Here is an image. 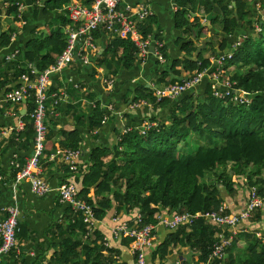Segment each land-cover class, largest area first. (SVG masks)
I'll return each mask as SVG.
<instances>
[{"label":"trees","instance_id":"16d2710c","mask_svg":"<svg viewBox=\"0 0 264 264\" xmlns=\"http://www.w3.org/2000/svg\"><path fill=\"white\" fill-rule=\"evenodd\" d=\"M71 1L44 0V4L48 12H56L65 9ZM83 1L86 5H90L93 0ZM249 1L251 0H175L177 5L174 14L175 27L182 32L180 39L183 40L182 48L185 56L172 61L168 69L159 72L156 80L158 85L154 88L171 85L212 66V59L217 54L215 44L208 38L200 39V34L209 28L204 27L201 18L194 16V13L203 11L207 15L218 6L221 11L212 21L223 25L222 31L226 36L234 35L240 27L246 25V32L222 66V77L236 81V88L248 90L253 94V99L249 104L244 105L228 98H216L208 83L202 95L197 96L196 93L188 91L175 101L168 98L158 101L154 88L138 86L134 102L168 106L169 119L168 122H164L153 117L149 121L154 122L155 125L145 133H141L137 127L123 133L119 143L120 148L110 149L99 146L91 149L89 155L91 165L83 172L80 195L93 206L96 220H102L114 205L118 212L120 209L130 211L139 208L142 216L141 224L155 225L160 222L164 209H168L172 216L180 212L195 214L217 210L224 202L219 184L223 185L228 193L234 194L235 184L232 180L234 176H244L248 187L255 186L258 193L264 196V16L254 17L253 11L247 8ZM17 2L22 0L0 1V15L3 11L1 3H4L7 14L12 15L19 24L21 18L18 17ZM246 16L248 20L243 23ZM153 19L154 17L144 24L145 35L152 34ZM66 23L68 20L65 18L63 24ZM4 24L8 23L0 19L1 48L11 44L15 30L12 26L5 29ZM257 25L260 30H257ZM191 27L199 28L196 40H190L187 35L191 33ZM95 36L97 37L98 33H95ZM155 37L160 38V35L156 34ZM67 41L68 36L61 27L42 29L26 44L23 56L41 71L55 62L56 56L66 48ZM226 42V40L222 41L221 49L225 48ZM199 47L201 50L197 60L190 59ZM137 50L129 36H122L113 39L107 52L117 53L124 66L129 68L137 59ZM162 51L167 56L166 46ZM7 63L8 67L16 68L15 62ZM111 65L108 60L107 68L111 69V73H107V78H112L113 75ZM36 68L32 67L30 70ZM236 68L238 69L234 71ZM26 72L25 68L17 67L14 79L10 80L8 75L0 78V88L11 89L13 80ZM183 72L186 75H183ZM95 101L96 106L90 105L88 125L90 130L100 127L104 117L109 115L108 109L104 110L101 100ZM26 103L30 111L31 99L29 98ZM28 116L29 114L21 115L23 119H27ZM29 120L32 124V120ZM47 125L49 132L46 139V155L53 149L61 147L79 150L81 138L76 134L77 132L65 133L64 139L56 143L55 129L50 130L49 119ZM32 129L34 130V127ZM66 170L71 172V166ZM212 173L214 181L210 182L206 178ZM113 175H116L114 181L124 178L125 190L117 192L114 196H103L111 188L109 180ZM216 182L218 184H215ZM91 188H94L95 197L99 198V201H94V197L88 198ZM69 209L74 220L68 226L71 236L65 242V250L61 256L64 262L75 263L78 258L77 251L80 252L76 241L81 240L87 233L90 235L86 237L92 236L90 231L94 224L84 222L82 215L74 216L72 209L70 207ZM190 226L193 232L186 234V243L201 247L203 258L207 260L217 241L212 236L203 237L208 235L211 226L203 217L196 219ZM25 230L20 220L18 237ZM96 233V238L89 240L91 242L85 244L81 250L89 257L101 258L104 255L103 251L108 249L103 242L104 234ZM181 233L185 234L183 227L175 234H171V239L160 244L156 252L160 256H166L169 246L181 240L179 238ZM196 237L199 239L193 241ZM250 239L247 245L249 256H246L240 264H264V242L254 236H250ZM132 240L125 238V242L129 244ZM238 241L239 237L235 236L231 246L228 247L229 250L236 247ZM22 257L23 254L17 259L21 260ZM37 259L33 258L31 261ZM23 261L27 260L24 258ZM114 261V258L113 260L110 258L112 264H116ZM235 263L239 264L235 259H231L226 264Z\"/></svg>","mask_w":264,"mask_h":264},{"label":"crops","instance_id":"0c3cea01","mask_svg":"<svg viewBox=\"0 0 264 264\" xmlns=\"http://www.w3.org/2000/svg\"><path fill=\"white\" fill-rule=\"evenodd\" d=\"M75 1L84 3L83 0ZM123 1L139 3L143 0ZM21 3L24 6L21 22L19 24L15 22L17 27L14 30V36L12 35L11 44L0 49V78H5V75H8L10 80L14 79V72L17 67L19 69L25 68L27 71L13 80L12 86L25 82V77L29 79L36 77L30 70L32 67L36 68L35 64L23 56L26 44L34 39L42 29L53 28L54 26L65 30L71 24L65 9L48 12L44 0H22ZM151 5L155 11L151 25L152 36L155 40L156 34L160 35V39H163L166 46L167 56L163 54L162 57H158L157 51L155 48L152 49L154 47L152 45L151 53L145 60L141 61L137 58L133 66L126 68L117 53L107 52L114 37L100 29L95 32L98 33V36H95L94 49L82 50L81 42H77L76 58L61 71L52 75L51 90L59 93L64 91L67 94L64 96L66 99L63 98L57 105H54L52 101L50 102L48 119L49 125L51 124L50 130L51 128L55 129V142L59 143L60 140L64 139L65 133L70 132H77L81 142L79 155L76 158L77 168H71V172L66 170L67 167L71 166L70 161L66 160L64 156L67 148L53 149L50 154L45 156L41 175L51 187V190L45 195L33 193L28 180L16 182L20 164L24 163L33 151L34 130L29 120L30 116L27 119L21 117L22 114L28 115V104L25 101L21 105L0 102V130H8L9 133L7 137L0 136V176H2L0 178V220L5 214L3 207L16 206L20 210L22 226L26 229L18 237L19 248L23 254L22 259L18 260L15 254H7L3 258V264H112L110 258L112 260L114 258L116 264H135L136 259L131 243L125 242L127 237H113L112 231L120 224L129 229L136 228L140 209L134 208L130 211L120 209L118 212L115 205L102 220L95 221L90 231L92 236L86 237L90 235L87 233L81 240H75L80 249V252L77 251L78 258L75 263L72 261L64 262L61 254L65 250V242L71 236L68 226L73 222L74 217L72 212L70 213L69 207L60 202L57 187L60 182L69 179L76 183L80 192L83 172L87 171L91 165L89 161L91 149L99 146L110 149L119 147L121 136L127 127H141L153 117L168 122V106L163 107L158 103L134 102L135 91L138 86L154 88L158 85L156 80L159 72L168 69L172 61L185 56L182 48L183 40L180 39L182 32L175 27L174 14L177 10L175 0H152ZM247 8L253 11L254 17L264 16V0H251ZM207 15L203 11L194 13V16L201 18L202 25ZM65 18L68 23L64 25ZM247 20L248 17L246 16L243 23ZM149 21L151 19L147 22ZM9 27L8 24H4L5 29ZM208 28L209 30L200 34V39L208 38L214 42L217 51L213 57L214 66L217 62V56L230 54L234 51L235 45L246 32V25L240 27L232 36H226L223 33L221 23H213L212 21L211 27ZM198 33L199 28L191 27V33H187V35L190 40H196ZM225 40L227 41L226 46L221 49L220 44ZM16 50H18V54L12 61L15 62L16 68L8 67L6 56ZM108 60L112 63L113 69L112 85L106 82L107 73H111V69L107 68ZM35 71L38 72V69L36 68ZM183 75L186 73L183 72ZM211 80L210 73L206 72L201 81L190 91L196 93L197 96L202 95L208 83L210 86ZM1 89L7 88L2 87ZM96 99L101 100L104 110L107 109L108 105H112L114 112L107 110L108 119L100 127L90 130L88 129L91 114L90 102ZM21 120L25 122V129L22 131L14 130V127ZM114 177L116 175H113L112 179L109 180L110 190L103 196H114L117 192H124V178L114 181ZM206 179L213 182V173ZM232 180L235 184L234 194L228 193L223 185L219 184L220 192L224 197L223 204L228 207V210L232 213H239L246 206L249 187L244 176H234ZM92 197H94V201L100 200L95 197L94 188H91L88 194V198ZM165 210L168 209H164L160 222L156 224L153 244L146 249L147 264H203L207 262L209 259L203 258L201 247L186 243V234L193 232L192 227L170 228L166 220L172 215L169 210ZM204 220L210 224L211 230L208 235L203 237L212 236L218 240L223 234L229 232L233 233L234 237H239L237 246L230 250L227 249L223 264L231 259H235V262L238 261L240 264L246 256H249L247 245L251 240L250 236L258 237L264 242V206L251 218L240 221L235 227H221L210 220ZM181 227L185 230V234L179 235L181 240L169 246V252L166 256H160L156 252L158 246L165 240H169L171 234H175ZM96 232L103 233L111 242V248L108 251L104 250V255L101 258L89 257L81 250L85 244L91 242L89 240L96 238ZM198 239L199 237L193 238V241ZM24 258L27 260L26 262L23 261ZM33 258L38 259L31 261Z\"/></svg>","mask_w":264,"mask_h":264},{"label":"built area","instance_id":"2783aa9c","mask_svg":"<svg viewBox=\"0 0 264 264\" xmlns=\"http://www.w3.org/2000/svg\"><path fill=\"white\" fill-rule=\"evenodd\" d=\"M151 3L152 0H143L139 3L124 2L123 0H93L90 5H86L75 0L71 1L65 7L71 21V24L65 29L66 31L64 30V33L68 36V43L63 52L56 56L55 62L41 71L31 70L36 76L34 79L25 77V82L20 83L18 86L4 90L0 88V102L21 105L22 102H26L30 98L32 103V108L28 111V114L35 132L33 151L24 163L20 164L16 182L28 180L31 191L37 195H45L51 190L49 182L41 175L43 160L47 156L45 150L49 132L47 125L48 113L51 101L54 105H57L67 95L64 91L59 93L51 90L52 75L61 71L76 58L77 42H81L82 50L94 49L95 32L101 29L114 38L129 36L138 49L136 55L141 61L145 60L151 53L152 45L157 51L158 57H162V48L165 46L163 40L159 37H155L154 40L151 33L146 35L143 33L144 24L155 16ZM17 6L19 8L18 17L21 18L24 6L21 2H17ZM0 19H3L2 15H0ZM257 30H260L258 25ZM17 54L18 50L8 54L6 60L13 61ZM231 55L232 53L217 56V62L214 66V59H212L211 67L196 73L194 76L164 87H155V97L158 101L163 98L176 99L184 92L194 88L201 81L203 75L209 72L212 78L211 90L216 98H228L240 104H249L253 99V94L246 89L236 88V81L222 77V66L226 58ZM106 82L112 85L113 80L108 78ZM90 105L92 107L96 106V101L90 102ZM107 109L109 112H114L112 105H108ZM107 119L108 115L104 117L103 122ZM152 125H155V123L147 122L139 129L142 133H145ZM24 129L25 122L22 120L14 127L16 131ZM131 129V127H127L125 132ZM8 135V130H0V136L7 137ZM78 155L79 150L68 149L64 153L65 159L70 161L72 169L77 168L76 158ZM57 193L60 202L69 206L74 216L82 215L84 222L92 225L95 223L93 206L81 197L75 182L69 179L63 180L57 187ZM263 206L264 196H261L257 188L253 186L249 188L245 208L239 213L228 211V207L222 204L217 210L195 214L188 212L174 214L166 220V223L170 228H178L180 226H190L196 219L203 217L221 227H235L240 221L251 218ZM3 211L5 214L3 219L0 220V264H3V258L7 254H15L16 257L21 255L18 244L20 210L16 206L10 205L3 207ZM136 221V228L129 229L120 224L113 229L112 234L113 237L126 236L132 238L131 246L136 259L135 264H147L146 249L153 244L156 225L141 224L142 216L140 214L137 216ZM233 239V233L223 234L215 242L214 248L208 257L209 260L203 264H223L227 248L231 246ZM103 242L107 249L111 248V242L107 236H105Z\"/></svg>","mask_w":264,"mask_h":264},{"label":"water","instance_id":"95a60500","mask_svg":"<svg viewBox=\"0 0 264 264\" xmlns=\"http://www.w3.org/2000/svg\"><path fill=\"white\" fill-rule=\"evenodd\" d=\"M1 7L3 8V11H2L3 21L8 23L10 26H12L16 30L17 24L14 22L12 18L7 16V9L4 7V3H1ZM220 11H221L220 8L218 6H215L214 10L207 15L206 20L203 23V26L211 27L212 20L214 19L215 13H218ZM0 35H1V31H0ZM152 49H154V47H152ZM200 50H201V47L198 48L196 55H193L191 57L192 60H197Z\"/></svg>","mask_w":264,"mask_h":264},{"label":"clouds","instance_id":"9594fccd","mask_svg":"<svg viewBox=\"0 0 264 264\" xmlns=\"http://www.w3.org/2000/svg\"><path fill=\"white\" fill-rule=\"evenodd\" d=\"M65 10H66V9H65ZM7 16L10 17V18H12V19L14 20V18H13L12 15H8V14H7ZM2 21H3V19H2ZM14 22H15V20H14ZM9 26H10V25H9ZM194 75H195V74H194ZM194 75H192V76H194ZM188 77H190V76H188ZM186 78H187V77H185V78H183V79H186ZM210 85H211V84H210ZM14 86H16V85H14ZM17 86H18V85H17ZM12 87H13V86H12ZM192 89H193V88H192ZM192 89H191V90H192ZM211 91H212V90H211ZM187 92H188V91H187ZM184 93H185V92H184ZM184 93H183V94H184ZM212 94H213V93H212ZM181 95H182V94H181ZM181 95H180V96H181ZM180 96H179V97H180ZM213 96H214V95H213ZM179 97H178V98H179ZM214 97H215V96H214ZM178 98H176V99H171V100H177ZM26 102H28V100H27ZM23 115H24V114H23ZM148 122H151V121H148ZM146 123H147V122H146Z\"/></svg>","mask_w":264,"mask_h":264},{"label":"rangeland","instance_id":"374dc122","mask_svg":"<svg viewBox=\"0 0 264 264\" xmlns=\"http://www.w3.org/2000/svg\"><path fill=\"white\" fill-rule=\"evenodd\" d=\"M54 23H56V22H54ZM62 30H63V32H64V28H62ZM197 52V51H196ZM194 55H196V53L194 54ZM192 57V56H191ZM191 57H190V59H191ZM137 128H140V127H137ZM142 133V132H141ZM186 150V149H185Z\"/></svg>","mask_w":264,"mask_h":264}]
</instances>
